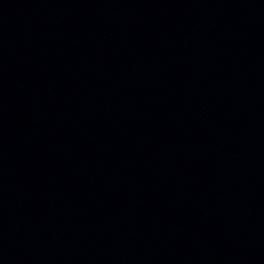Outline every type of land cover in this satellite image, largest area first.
Returning <instances> with one entry per match:
<instances>
[{
  "label": "water",
  "instance_id": "95a60500",
  "mask_svg": "<svg viewBox=\"0 0 264 264\" xmlns=\"http://www.w3.org/2000/svg\"><path fill=\"white\" fill-rule=\"evenodd\" d=\"M0 264H264V0H0Z\"/></svg>",
  "mask_w": 264,
  "mask_h": 264
}]
</instances>
